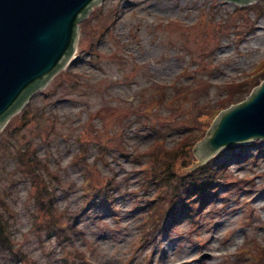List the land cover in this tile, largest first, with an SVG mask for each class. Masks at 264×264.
Listing matches in <instances>:
<instances>
[{
	"label": "rangeland",
	"instance_id": "374dc122",
	"mask_svg": "<svg viewBox=\"0 0 264 264\" xmlns=\"http://www.w3.org/2000/svg\"><path fill=\"white\" fill-rule=\"evenodd\" d=\"M263 81L264 0H105L0 133V264H264V140L188 169Z\"/></svg>",
	"mask_w": 264,
	"mask_h": 264
},
{
	"label": "water",
	"instance_id": "95a60500",
	"mask_svg": "<svg viewBox=\"0 0 264 264\" xmlns=\"http://www.w3.org/2000/svg\"><path fill=\"white\" fill-rule=\"evenodd\" d=\"M103 1L0 0V132L66 67L78 46L80 23ZM227 1L248 5L256 0ZM255 139L264 140V83L245 102L220 113L194 149L196 165Z\"/></svg>",
	"mask_w": 264,
	"mask_h": 264
},
{
	"label": "trees",
	"instance_id": "16d2710c",
	"mask_svg": "<svg viewBox=\"0 0 264 264\" xmlns=\"http://www.w3.org/2000/svg\"><path fill=\"white\" fill-rule=\"evenodd\" d=\"M188 145H187V142H185L184 143V145H183V150H182V152H186V147H187ZM181 152V153H182ZM193 176V175H192ZM191 176V177H192ZM172 181H176V180H173L172 179ZM192 183H194V180H192ZM4 215L3 214H1L0 213V243H2L3 241H4V239H9V237H10V235L8 234V228H6L4 231H2L1 229L3 228V226H5L4 224H3V226L1 225V222L3 221L2 219H1V217H3ZM3 223V222H2Z\"/></svg>",
	"mask_w": 264,
	"mask_h": 264
}]
</instances>
